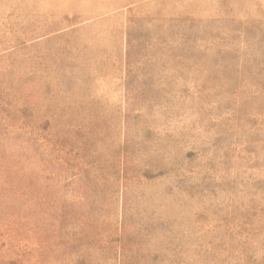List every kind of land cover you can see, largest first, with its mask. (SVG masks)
Masks as SVG:
<instances>
[{"label": "rangeland", "instance_id": "374dc122", "mask_svg": "<svg viewBox=\"0 0 264 264\" xmlns=\"http://www.w3.org/2000/svg\"><path fill=\"white\" fill-rule=\"evenodd\" d=\"M0 264H264V0H0Z\"/></svg>", "mask_w": 264, "mask_h": 264}]
</instances>
